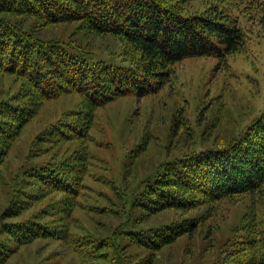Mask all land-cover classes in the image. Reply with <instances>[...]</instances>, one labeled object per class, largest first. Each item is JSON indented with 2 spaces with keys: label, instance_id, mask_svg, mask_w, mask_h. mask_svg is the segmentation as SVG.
I'll return each instance as SVG.
<instances>
[{
  "label": "rangeland",
  "instance_id": "obj_1",
  "mask_svg": "<svg viewBox=\"0 0 264 264\" xmlns=\"http://www.w3.org/2000/svg\"><path fill=\"white\" fill-rule=\"evenodd\" d=\"M225 4L248 34L238 53L223 61L185 59L171 67L157 91L93 108L89 128L80 138L56 141L47 133L67 116L82 126L88 123L82 96L65 94L39 105L0 167V228L11 220L36 222L46 212L43 222L62 235L19 244L3 264H211L227 256L250 223L264 228V190L188 213L169 209L150 215L138 208L146 184L168 162L227 146L264 110V36L255 17L256 0H193L187 11L211 12ZM8 17L21 30L58 41L90 64L129 65L130 50L111 35H94L76 22L44 27L33 18ZM21 89V79L0 74V101ZM83 154L86 172L72 198L31 181L34 167L69 165ZM191 220L199 223L197 229L158 249L143 248L131 239L135 231L175 228ZM0 240L12 244L1 230Z\"/></svg>",
  "mask_w": 264,
  "mask_h": 264
},
{
  "label": "trees",
  "instance_id": "obj_2",
  "mask_svg": "<svg viewBox=\"0 0 264 264\" xmlns=\"http://www.w3.org/2000/svg\"><path fill=\"white\" fill-rule=\"evenodd\" d=\"M191 1L6 0L1 3L0 74L21 79L22 89L13 98L0 101V167L43 102L70 93L82 96L85 111L89 112L88 123L82 126L67 116L66 121L54 125L47 133L48 139L56 141L80 138L89 128L93 108L124 96L142 97L157 91L169 78L171 67L185 59L214 57L223 61L246 46L248 34L229 5L213 6L211 12L190 13L187 4ZM256 5L259 10L255 17L264 36V0H256ZM7 15L33 18L44 27L76 22L94 35L116 37L132 54L127 61L129 65L90 64L83 57L69 53L58 41L21 30ZM86 167L87 156L83 154L69 165L34 167L31 181L45 191L72 198L78 192L77 185H81ZM262 190L264 110L227 146L168 162L146 184L138 208L150 215L169 209L188 213L222 199ZM10 209L12 212L13 208ZM44 213L36 222L2 223L0 230L12 238V244L6 246L0 240V264L8 260L19 244L34 237L62 235L60 229L43 222ZM198 224L191 220L175 228L135 231L131 239L143 248L158 249L171 244L175 237L193 232ZM234 258L237 260L233 262ZM211 264H264L263 226L250 223L245 236L232 243L227 256Z\"/></svg>",
  "mask_w": 264,
  "mask_h": 264
}]
</instances>
